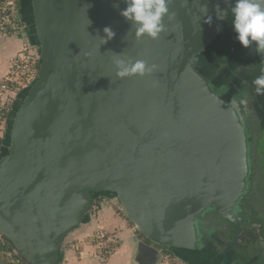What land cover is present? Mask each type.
I'll return each mask as SVG.
<instances>
[{
    "label": "water",
    "instance_id": "95a60500",
    "mask_svg": "<svg viewBox=\"0 0 264 264\" xmlns=\"http://www.w3.org/2000/svg\"><path fill=\"white\" fill-rule=\"evenodd\" d=\"M234 4L172 0L174 18L153 40L136 38L120 15L125 0L30 1L33 21L24 23L39 47V76L13 108L0 158V236L24 262L62 264L102 198H115L137 227L143 253L193 251L208 210L234 211L247 189L252 134L245 103L215 84L245 88L248 79L254 92L256 77L236 61L214 68L208 51ZM105 27L116 35L101 45ZM116 59L158 67L120 78ZM258 59L264 66V54ZM219 70L222 80L212 77Z\"/></svg>",
    "mask_w": 264,
    "mask_h": 264
},
{
    "label": "flooded vegetation",
    "instance_id": "af4514ba",
    "mask_svg": "<svg viewBox=\"0 0 264 264\" xmlns=\"http://www.w3.org/2000/svg\"><path fill=\"white\" fill-rule=\"evenodd\" d=\"M20 10L23 21L32 23L30 0H21ZM232 21L230 11L223 31L209 45L208 51L212 50L214 56L209 62L213 61L214 68L220 66L223 71L229 68L231 61H236L251 76L258 77L264 74V66L260 63L256 50L253 46L250 49L240 44ZM27 31L29 38H34L28 28ZM34 45L38 46L35 42ZM216 50L220 52L217 53ZM204 52L207 55V51ZM221 70L212 77L222 80ZM245 81H243L245 88L242 86L237 88L229 83L215 84V87L219 92H235L238 99L247 106L246 119L252 134L251 170L247 189L229 216H216L212 210H208L199 219L197 248L179 253L181 258L191 264H264V101L256 97L257 94L251 89L252 83L249 85ZM252 94H255L256 98ZM250 104L254 106L251 110L248 108Z\"/></svg>",
    "mask_w": 264,
    "mask_h": 264
},
{
    "label": "clouds",
    "instance_id": "9594fccd",
    "mask_svg": "<svg viewBox=\"0 0 264 264\" xmlns=\"http://www.w3.org/2000/svg\"><path fill=\"white\" fill-rule=\"evenodd\" d=\"M125 3L127 7L121 10L120 15L132 23L137 39L144 36L153 40L159 39L166 29L165 18L170 20L175 15L169 7L172 0H125ZM203 11L207 13L206 6ZM216 11L219 19H223L226 15L219 6ZM231 13L233 16L232 26L240 44L244 48L250 49L255 45L257 54H264V0H235ZM207 22L211 23L210 16ZM103 32L105 35L99 37L101 45L108 43L116 35L111 27H105ZM115 64L116 74L120 78L151 75L158 67L155 64L149 65L141 59L135 61L116 59ZM253 83L256 94L264 95V74L256 77Z\"/></svg>",
    "mask_w": 264,
    "mask_h": 264
},
{
    "label": "crops",
    "instance_id": "0c3cea01",
    "mask_svg": "<svg viewBox=\"0 0 264 264\" xmlns=\"http://www.w3.org/2000/svg\"><path fill=\"white\" fill-rule=\"evenodd\" d=\"M28 37L29 34L27 31V37L19 36L0 42V83L3 81V76H5L8 71L9 61L23 49L24 45L28 42L27 39L33 42ZM105 199L108 198L95 201V203H100L102 201H104V203L102 202L103 204H100L97 212H90L88 223L82 226L71 240L82 238L81 236H85L86 233H91L96 229H103L108 232L117 231L122 239L119 250L109 259L102 260L95 255L96 250L84 243L83 246L85 248L81 255H77L75 252L66 248L62 264H140L138 261H141V264H174L173 259H166L165 257L166 254H171L173 258H177L170 250L159 247L158 251L154 253L140 252L136 243L143 241V238L136 235L133 222L126 215L119 212V209L113 206L116 203L110 205ZM0 264L27 263L24 261L17 262L11 257L7 247L0 245Z\"/></svg>",
    "mask_w": 264,
    "mask_h": 264
},
{
    "label": "built area",
    "instance_id": "2783aa9c",
    "mask_svg": "<svg viewBox=\"0 0 264 264\" xmlns=\"http://www.w3.org/2000/svg\"><path fill=\"white\" fill-rule=\"evenodd\" d=\"M20 3L21 0H0V40L4 38H17L19 36L27 37V26L21 16ZM11 61L12 68L9 76L7 75L6 77L5 84L2 85V91H5L10 84L13 85L14 83H17L14 82V74L19 76V81L22 80L24 82L23 88H29L39 76L41 64L39 47L28 41L25 44V47L13 57ZM2 91L0 90V97ZM1 101L2 98H0V102ZM2 105H4V103H2ZM87 238L91 239L96 248V252L102 260H107L112 257L117 253L121 246V238L119 237V234L116 233H106L97 230L88 234ZM0 245L7 247L9 243L4 237L0 236ZM66 248L73 252H79L81 251V244L74 239L67 243ZM7 249L13 259L17 262L23 261L16 250H12L10 246ZM165 257L166 259H173L174 264H189L178 256L177 258H173L171 254H166Z\"/></svg>",
    "mask_w": 264,
    "mask_h": 264
},
{
    "label": "rangeland",
    "instance_id": "374dc122",
    "mask_svg": "<svg viewBox=\"0 0 264 264\" xmlns=\"http://www.w3.org/2000/svg\"><path fill=\"white\" fill-rule=\"evenodd\" d=\"M29 38V37H28ZM31 38V40L33 41V42H35V39L34 38H32V37H30ZM29 38V39H30ZM4 40H6V38H4V39H1L0 40V42H2V41H4ZM27 41H29L28 39H27ZM31 42V41H30ZM32 42V43H33ZM36 43V42H35ZM34 44V43H33ZM24 47H25V45H24ZM23 47V48H24ZM19 53V52H18ZM17 53V54H18ZM16 54V55H17ZM12 60V59H11ZM9 61V67H8V71H7V73L5 74V76H3V81L0 83V90L2 91V85L3 84H5L4 82H5V80H6V77H7V75L9 76V73H10V70H11V66H12V61ZM20 75V74H19ZM13 77H14V82H17V83H14L13 85L12 84H10L9 86H8V88L5 90V91H2V95H1V97L0 98H2V103H4V105H2V103L0 102V138H5V134H6V132H7V130H8V115H9V113L12 111V109H13V107H14V103H16L17 101H18V98L19 97H21V95L23 94V92L27 89V88H23V84H24V82L21 80V81H19L20 79H19V76H17V75H13ZM18 77V78H17ZM18 82H19V84H18ZM25 82H27V81H25ZM1 154H2V152H1V150H0V158H1ZM105 200H107V202H108V204H112L113 205V203H116L115 205H113L115 208H117V209H119V212H121L122 214H124L125 215V213L120 209V206L118 205V203H117V201H116V199L115 198H108V199H105ZM103 203H104V201H102ZM102 202H100V203H95V206L93 207V209L91 210V211H93V213H95V212H97V210L99 209V207H100V204H103ZM106 202V201H105ZM134 229L136 230V235L138 236V237H140V238H142V235H141V233L139 232V230L137 229V227L134 225ZM97 230H101V231H103V232H106V233H116V234H119L117 231H114V232H108V231H105V230H103V229H96L95 231H97ZM95 231H93V232H95ZM93 232H91V233H93ZM91 233H86V235L85 236H81L82 238H79V239H76V241L77 242H79L80 244H81V251H79V252H75V254H79V255H81L82 253H83V251H84V246H83V244L85 243V244H87L88 246H90V247H92L94 250H96V248L94 247V244H93V242L91 241V239L90 238H87V235L88 234H91ZM119 237H120V235H119ZM121 238V237H120ZM74 240V239H73ZM70 241H72V240H70ZM121 243H122V239H121ZM173 252V251H172ZM174 254H176L175 252H173ZM95 255H97L98 256V258H100L99 257V255H98V253L96 252V254ZM177 255V254H176Z\"/></svg>",
    "mask_w": 264,
    "mask_h": 264
},
{
    "label": "trees",
    "instance_id": "16d2710c",
    "mask_svg": "<svg viewBox=\"0 0 264 264\" xmlns=\"http://www.w3.org/2000/svg\"><path fill=\"white\" fill-rule=\"evenodd\" d=\"M31 1V0H30ZM14 106H15V103H14ZM14 108V107H13ZM12 113H13V109H12V111L9 113V115L7 116L8 117V124L10 125V122H11V119H12ZM9 125H8V130H7V132H6V134H5V138H0V150H1V152H2V154H1V157L7 152V149L6 148H3V146L5 145V146H8L9 145V141H8V136H7V134H8V132H9ZM4 149V150H3ZM95 205V202H93V204H92V208H93V206ZM91 208V209H92ZM8 242V241H7ZM9 243V245L7 246V248H9V246L11 247V249L12 250H15L14 248H13V246L11 245V243L10 242H8ZM171 251H173V252H175L176 254V256H178V257H180L181 258V256H180V251H177V250H175V249H171ZM64 255H65V251H63L62 253H61V256L62 257H64ZM181 259H183L184 261H186V262H188L189 264H191L188 260H186V259H184L183 257L181 258Z\"/></svg>",
    "mask_w": 264,
    "mask_h": 264
}]
</instances>
